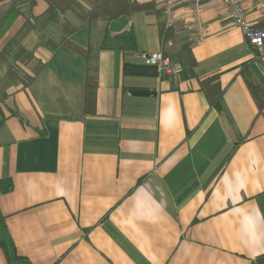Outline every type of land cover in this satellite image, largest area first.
<instances>
[{
	"label": "crops",
	"instance_id": "1",
	"mask_svg": "<svg viewBox=\"0 0 264 264\" xmlns=\"http://www.w3.org/2000/svg\"><path fill=\"white\" fill-rule=\"evenodd\" d=\"M135 1L147 10L118 31L81 17L88 0L54 18L46 0L24 2L0 40L28 21L0 62V181L13 184L0 189V264H264V105L243 74L264 83V50L221 0L206 2L200 45L183 22L164 25L162 0ZM156 50L183 57L177 83L138 56Z\"/></svg>",
	"mask_w": 264,
	"mask_h": 264
},
{
	"label": "trees",
	"instance_id": "2",
	"mask_svg": "<svg viewBox=\"0 0 264 264\" xmlns=\"http://www.w3.org/2000/svg\"><path fill=\"white\" fill-rule=\"evenodd\" d=\"M5 1V0H0ZM12 3L8 7V9L4 12H0V40L6 35L18 17L22 14L20 10V5L24 2H31L34 4L36 0H11ZM48 3L47 8V17L54 18L56 15V11L65 12L68 9H71L77 2V0H46ZM92 4V8L88 11H81L80 15L84 20H92L99 17L106 18L109 22L115 19H119L121 16H130L136 11L140 10H147L148 5L139 3L135 0H88ZM64 24H68L67 21ZM29 28V23L26 21L18 32L13 36L12 40L8 43L0 51V62L5 61L11 51L13 45H16L20 42V39ZM108 27L106 28L105 38L103 43L100 45V48L105 46V42L108 38ZM166 34V33H165ZM68 43L74 49L84 53L88 58H91V49H82L81 47L76 46L70 40H63L62 43ZM135 36L133 33H129L127 39L126 49H131L134 47ZM58 46H56L57 48ZM188 55L187 48L182 49L180 54ZM15 57L21 59H30L32 55L25 51L23 47H20L17 52L15 53ZM179 59L183 61V57L179 56ZM44 64H38L35 67L36 74L39 73L40 69H42ZM97 68L93 65L88 66V76L86 82V92H85V104L86 109L89 110L91 106H94L96 95H97V88H98V75H97ZM243 74L246 77L248 85L250 86L253 94L258 99L260 110L264 105V83L261 85L260 83L250 79L248 73L243 70ZM15 113H18L16 110H13ZM12 181L10 179H4L0 181V189L2 191H10L12 189Z\"/></svg>",
	"mask_w": 264,
	"mask_h": 264
},
{
	"label": "built area",
	"instance_id": "3",
	"mask_svg": "<svg viewBox=\"0 0 264 264\" xmlns=\"http://www.w3.org/2000/svg\"><path fill=\"white\" fill-rule=\"evenodd\" d=\"M233 18V22L243 32L246 40L259 50H264V25L258 20L248 17V8L245 0H221ZM261 10L264 11V0H255ZM207 0H162L161 10L164 25L167 28L174 27L183 22L191 35L193 43L202 44L208 33L207 23L201 15ZM138 56L147 64H154L160 68L163 76L174 80H180L184 71L181 60L167 55L162 50L140 51Z\"/></svg>",
	"mask_w": 264,
	"mask_h": 264
},
{
	"label": "water",
	"instance_id": "4",
	"mask_svg": "<svg viewBox=\"0 0 264 264\" xmlns=\"http://www.w3.org/2000/svg\"><path fill=\"white\" fill-rule=\"evenodd\" d=\"M128 23V17L127 16H121L118 20H113L111 22V29L113 31H118L122 29L126 24Z\"/></svg>",
	"mask_w": 264,
	"mask_h": 264
}]
</instances>
